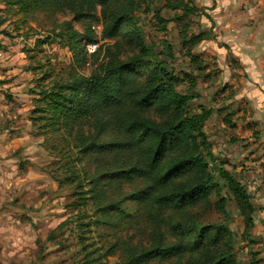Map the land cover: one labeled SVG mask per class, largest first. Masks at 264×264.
Returning a JSON list of instances; mask_svg holds the SVG:
<instances>
[{
  "label": "rangeland",
  "instance_id": "1",
  "mask_svg": "<svg viewBox=\"0 0 264 264\" xmlns=\"http://www.w3.org/2000/svg\"><path fill=\"white\" fill-rule=\"evenodd\" d=\"M179 1L135 0L138 29L125 24L115 37L102 39L96 52L85 50L78 66L72 30L77 32L76 39L84 38L93 23L101 22L100 5L94 19L76 20L71 12L44 8L26 15L4 0L0 20L9 21L2 32L10 38L5 47H12L14 55L23 51L15 58L27 59L22 67L29 74L22 86L15 82V90L0 83V264H119L128 249L152 244L155 224L149 219L148 212H153L144 191L151 190L150 184L139 173L128 178L117 172L136 164L134 151L128 147L92 150L76 164L78 179H65V172L58 168L66 160L59 152L64 143L59 135L42 132L39 125L44 120L34 124L31 118L42 86L65 80L73 67L91 74L107 59L108 51L119 53L123 60L137 57L140 39L149 46L155 66L164 65L182 79L175 88L196 95L183 112L191 116L211 111L203 125L206 146L202 152L219 186L207 200L181 212L167 210L164 217L194 228L221 223L235 233L234 253L240 264H264V90L259 89L264 67L255 68L259 53H264V41L256 45L239 40L237 47L231 42L242 29L249 36L264 37V23L260 27V20L252 17L254 2L264 6V0L237 4L233 0H185L188 11L173 6ZM241 10L248 16L243 17ZM248 17L253 24L234 27ZM133 71H139V79L148 76L146 70ZM140 115L160 120L153 107ZM82 130L96 133L87 121ZM116 132L111 125L96 135L100 141H114L119 139ZM93 178L98 182H91ZM233 180L248 191L251 207L236 195ZM90 187L93 192L89 193ZM220 197L226 199L223 209L216 207ZM247 216L253 219L249 226ZM82 221L86 224H77ZM161 228L168 242L178 241L167 223ZM54 229L58 236L48 238ZM175 261L158 256L145 264Z\"/></svg>",
  "mask_w": 264,
  "mask_h": 264
},
{
  "label": "trees",
  "instance_id": "2",
  "mask_svg": "<svg viewBox=\"0 0 264 264\" xmlns=\"http://www.w3.org/2000/svg\"><path fill=\"white\" fill-rule=\"evenodd\" d=\"M6 1L17 5L19 12L26 15L44 8L51 12H71L76 20L94 19L100 5L104 37H115L125 24L133 26V30L138 29L133 15L135 0ZM173 6L190 10L185 0ZM133 34V31L130 35L128 33L131 37L135 36ZM94 36L91 28L84 38L78 40L77 32L72 30V49L78 66L85 59L84 42L93 40ZM138 46L140 53L137 57L123 60L119 53L108 51L107 59L91 74H81L77 67H73L65 80H54L42 86L38 91L39 105L33 109L31 118L34 124L44 120L39 125L42 132L51 131L64 143L59 152L66 160L60 162L58 168L65 172V179H78L80 171L76 164L92 150L106 152L112 147V150L128 147L134 151L136 164L130 163L128 168H119L117 172L128 178L139 173L149 182L151 190L144 191L153 212L150 214L149 211L148 216L155 224V235L150 246L125 251L119 264H145L158 256L175 258V264H240L234 253L235 233L227 226L220 223L194 228L182 222H167L164 217L167 210L181 212L200 200H207L210 191L219 186L209 169L207 154L202 152L206 146L203 125L211 111L191 116L185 114L184 108L196 95L179 92L175 86L182 79L170 73L164 65H154L156 59L143 39L138 41ZM134 69L146 70L148 76L139 79V71L134 72ZM152 107L160 115V120L140 115ZM86 121L90 130L94 128L96 133H84L83 123ZM111 125L118 131L119 139L100 141L96 134ZM81 183L79 181V185ZM232 187L245 206L251 207L248 191L236 180L232 181ZM88 192L93 189L90 187ZM225 206L226 199L220 197L216 207L223 209ZM246 221L249 226L253 219L247 216ZM164 223L178 241L166 240L161 228ZM56 231H51L48 238L55 239L58 236ZM188 234L190 237L186 240Z\"/></svg>",
  "mask_w": 264,
  "mask_h": 264
},
{
  "label": "crops",
  "instance_id": "3",
  "mask_svg": "<svg viewBox=\"0 0 264 264\" xmlns=\"http://www.w3.org/2000/svg\"><path fill=\"white\" fill-rule=\"evenodd\" d=\"M233 1L235 2V4H237V3H240L241 1L248 2L249 0H233ZM255 3H257V2H254V7L252 9V11H255V13H254L255 15H253L252 17L260 20V23H258L257 25L262 27V24L264 23V6L259 5V4H255ZM2 8H4V0H0V10ZM246 10H241L244 13L242 15L243 17L248 16V13ZM0 13H2V10L0 11ZM253 18L252 19H250V18L244 19L246 21L238 20L239 22L238 21L235 22L234 27L242 28V25H244V27L251 25L254 23ZM8 22L9 21L2 22L0 20V42H1V44H3V45H0V81L5 79V78H12L14 76H15V78H14V80H12V82L6 83V82L1 81L0 83L2 85L12 86L11 90H15V88H16L15 82H19V84H20L19 86H22L24 84L22 80H23V78H25V76H27L29 74V70L23 69V67H22V64H26V62H27L26 58H22V59L18 60L20 58L21 54H23V51H19L17 54L14 55L12 53V50H11L12 47H9V46L5 47L6 45L10 44V38L8 36H5L4 33L2 32V30L8 24ZM245 22H248L249 24L245 26ZM239 35H240V37H237V39H233L234 41L233 40L231 41L233 43L234 47H237L236 44L239 42V40H241V41L243 40L242 41L243 44H256V45L258 43L262 44L264 41V37H258L257 35H254V36L247 35L246 33H244V29L239 31ZM239 43H241V42H239ZM257 49H259V48H257ZM235 50H236L235 48H232V53L234 55L237 54ZM246 51H248V50H246ZM16 56L18 57V59L15 58ZM258 56L260 57L258 60L259 64H258V67H255V68L260 71L264 67V62H263L264 53H259ZM252 71L254 72V75L257 74V72H255L254 69H252ZM262 75H264V74H262ZM260 78H261V75H260ZM259 89L261 91L264 90V83L263 82H262L261 87Z\"/></svg>",
  "mask_w": 264,
  "mask_h": 264
},
{
  "label": "built area",
  "instance_id": "4",
  "mask_svg": "<svg viewBox=\"0 0 264 264\" xmlns=\"http://www.w3.org/2000/svg\"><path fill=\"white\" fill-rule=\"evenodd\" d=\"M92 30L94 31L95 38L93 40H87L84 42V48L88 53L96 52L100 49L101 40H107V37L103 36V23L95 22L92 24ZM47 43V42H46Z\"/></svg>",
  "mask_w": 264,
  "mask_h": 264
}]
</instances>
